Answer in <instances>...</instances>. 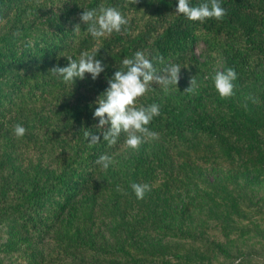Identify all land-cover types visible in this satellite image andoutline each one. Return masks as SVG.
Segmentation results:
<instances>
[{
    "label": "trees",
    "instance_id": "trees-1",
    "mask_svg": "<svg viewBox=\"0 0 264 264\" xmlns=\"http://www.w3.org/2000/svg\"><path fill=\"white\" fill-rule=\"evenodd\" d=\"M220 3L224 18L201 23L178 15V0H138L127 7L125 0H0V264H264V193L227 173L191 174L200 164H238L244 171L264 166V86L239 95L264 61V0ZM101 4L115 7L129 23L97 41L80 15ZM197 41L217 52L220 71H236L234 95L221 99L213 80L203 79L205 85L188 93L170 87L165 93L153 84L137 105L160 106L148 125L158 133L154 146L115 158L102 170L95 161L110 155L125 135L108 146L93 117L95 101L123 59L136 51L160 57L163 63L153 60L159 73L182 65ZM96 47L104 71L95 81L86 73L66 85L51 74V68L68 65L67 57L79 60ZM207 62L194 59L191 65L203 75ZM16 124L26 129L22 138L13 134ZM85 133L100 141L90 145ZM17 151L35 159L18 170ZM166 165L157 186L165 191L187 181V200L170 207L158 206L152 192L137 199L130 185L149 184L155 169ZM95 177L100 179L93 184ZM201 214L215 233L195 222ZM19 231L33 247H17ZM41 240L45 249L34 245ZM182 240L190 243H175Z\"/></svg>",
    "mask_w": 264,
    "mask_h": 264
},
{
    "label": "clouds",
    "instance_id": "clouds-1",
    "mask_svg": "<svg viewBox=\"0 0 264 264\" xmlns=\"http://www.w3.org/2000/svg\"><path fill=\"white\" fill-rule=\"evenodd\" d=\"M138 0H125L124 6L136 4ZM175 12L184 16L187 20L203 23L207 19L222 20L226 15V9L221 6L220 0H202L198 5H192L190 0H178ZM80 19L87 25V33L99 41L101 38L110 36L113 32L119 33L122 28L129 23L128 19L115 7L101 4L98 9L84 10ZM79 24L74 31L78 32ZM101 47H96L89 51L82 52L79 60L67 57L69 63L65 67L55 66L51 68V74L61 78L66 85H73L77 78L83 80L86 73L90 74L95 81L104 71L101 60L96 59V55ZM215 55V53H213ZM153 60L160 57L148 58L142 51H136L133 58H125L122 61L123 68L115 71L111 79L108 80V87L100 95L95 103L93 117L98 118L96 127L102 131L103 140L108 146H114L117 139L123 133L125 135L124 146L128 149L139 150L143 143L158 139V133L149 129L148 125L154 117L159 116L160 106L156 103L150 105H137L139 98L145 96L151 90L153 84L163 88L165 93L169 91L170 85H177L181 68L179 64H170L159 73L154 67ZM189 65H184L187 68ZM237 73L233 68L218 71L213 77L214 87L221 99H227L234 95ZM196 81L194 76L190 81V87L184 91L194 90ZM253 103L255 97H249ZM242 107L247 109V104ZM26 129L16 124L13 134L16 138H22ZM90 145L98 143L100 136L85 133ZM102 170H107L114 163L111 156L103 154L95 161ZM100 179V178H96ZM137 199H143L146 193L150 192L151 186L147 183H132L130 185ZM117 192L126 195V191L117 185Z\"/></svg>",
    "mask_w": 264,
    "mask_h": 264
},
{
    "label": "rangeland",
    "instance_id": "rangeland-1",
    "mask_svg": "<svg viewBox=\"0 0 264 264\" xmlns=\"http://www.w3.org/2000/svg\"><path fill=\"white\" fill-rule=\"evenodd\" d=\"M215 53V55H213ZM194 59H197L198 61H204L208 59V62L206 66L204 67L203 70V75H201V72L195 71L194 66L191 65ZM184 65H189L187 68L183 67ZM222 65V61L219 58L218 54L216 51L211 49L207 44H205L202 41H197L192 46L187 50L185 56H184V62L181 65V72L178 80L177 85H170V91L175 93V92H183V93H188V91H184L188 87H190V81L192 77L194 76V79L196 81V84L194 88L201 84L205 85L203 82L204 80H213V77L216 72L220 71ZM258 69L261 70L259 76L255 79H249L247 80L242 89L239 90V95L242 97H248L250 95H253V86H264V61L260 63L258 66ZM202 77V78H201ZM155 85V84H154ZM157 87H160L157 85ZM261 107L264 108V104H261ZM124 140L125 136L122 139L121 144L112 152L110 153L109 156L112 157V159L115 158H131L133 155L137 154L140 150L143 152H149L154 146V140L150 142L143 143L139 150H132L128 149L124 146ZM35 157L33 155H30L28 153L24 152H19L17 151L14 155L13 158V163L17 167L18 170L24 169L31 163L32 160H34ZM260 165V164H259ZM259 165L254 166V168L258 167ZM165 170H167V165L163 168L155 169L154 175L151 178V182L149 185L151 186V191L155 197H158L157 200V205L162 206V204H170V207H177L181 205L183 201L187 200V187H188V182L182 183L180 186H175L172 188H169L168 190L162 191L160 188L157 186L159 182L162 181L164 175H165ZM227 173L228 175L233 176L234 179L237 180L239 184L243 181H247V185L249 187H253L255 189L257 187L258 191H261L264 193V166H261L260 168L253 169L251 171H244L242 168L238 165L235 164L231 167H225V168H218V167H213L210 166L209 164H200L196 165V167L191 171L192 175L199 176V177H211L217 173ZM95 177L91 183H97L98 179ZM88 188L78 190L75 196L72 198V202H78L81 198H83L87 191ZM261 189V190H260ZM204 216L197 215L195 217V222L196 221H202V227H208L207 230L210 231V233H215L216 230L213 224H209V221L204 218ZM206 232L208 233L209 231ZM50 237V236H48ZM149 237V235H148ZM17 241L19 239L20 242H18L16 245L17 247H33V243L30 239H25V235L21 233L20 231L15 233L14 237ZM240 240V239H238ZM172 240L168 239L167 242H171ZM36 244H34L36 247L39 249H45L46 245L43 240L41 241H36ZM176 244L180 246H184L187 243H190L189 240H182V241H175ZM49 244V243H46ZM214 263V262H213Z\"/></svg>",
    "mask_w": 264,
    "mask_h": 264
}]
</instances>
